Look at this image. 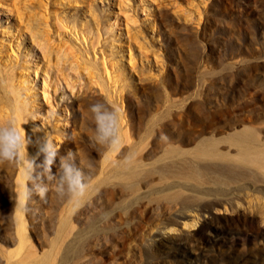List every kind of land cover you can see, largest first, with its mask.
<instances>
[{"label": "rangeland", "instance_id": "374dc122", "mask_svg": "<svg viewBox=\"0 0 264 264\" xmlns=\"http://www.w3.org/2000/svg\"><path fill=\"white\" fill-rule=\"evenodd\" d=\"M97 101L119 112L118 153L92 142ZM10 122L76 153L90 177L78 203L50 191L20 212L38 258L79 233L86 258L68 264H264V168L236 160L247 130L264 154V0H0ZM208 145L215 158L197 159ZM190 163L202 183L178 174ZM24 184L19 165L0 164V264L18 245Z\"/></svg>", "mask_w": 264, "mask_h": 264}, {"label": "clouds", "instance_id": "9594fccd", "mask_svg": "<svg viewBox=\"0 0 264 264\" xmlns=\"http://www.w3.org/2000/svg\"><path fill=\"white\" fill-rule=\"evenodd\" d=\"M88 111L94 124L92 142L103 146L106 154L120 152L118 110L97 101L90 104ZM40 131V128L33 130L34 133ZM161 139L167 140L168 137L162 133ZM29 146L35 149L32 155L27 151ZM4 163L19 165L25 180L13 197L14 212L27 213L28 202L34 196L45 201L50 191H55L58 197H67L69 202L78 203L89 189L90 177L77 163L76 153L69 150L66 155L59 156V149L47 134L33 137L25 130L22 134L14 122L0 126V164ZM54 166L55 173L52 171Z\"/></svg>", "mask_w": 264, "mask_h": 264}, {"label": "bare ground", "instance_id": "6f19581e", "mask_svg": "<svg viewBox=\"0 0 264 264\" xmlns=\"http://www.w3.org/2000/svg\"><path fill=\"white\" fill-rule=\"evenodd\" d=\"M237 142H240L241 144V151H239L240 155H237V162L241 161V158L244 159L245 164H250V166H253L255 163L259 164V167L264 168V154L262 153L261 149L255 146V137L254 134L247 130L244 133L240 134L237 138ZM198 155L196 156L197 159L205 160V159H214L215 155L212 150V145H208L203 147L200 151L196 152ZM255 157V159L253 158ZM240 163V162H239ZM192 166L190 167V170H186L183 172H179V175H182V178L187 179H194V181L198 183H202V178L208 177V172H205L201 165H195L193 163H190ZM238 167H241L240 165H237ZM136 168V167H135ZM135 168H131L130 172L128 173V176L130 177V183L128 187L130 189H133L136 187V179L139 174H141V171L134 170ZM119 174V173H118ZM117 174V175H118ZM214 184L219 185L220 179H215L213 181ZM180 195L181 193L179 192ZM181 198H183L181 196ZM188 198V199H187ZM192 198L191 201H193L195 198H197V195L189 196L186 195L184 199L189 200ZM205 212L203 208L199 206V210H195L194 212L196 215H199L200 212ZM183 216L178 217L177 219H182ZM16 230L19 235V241L16 249L13 252L5 253L4 257L6 258L5 264H55L57 262L58 264H68L69 262H72L74 258L77 259H85V252L83 250V244L82 239L83 236L80 238L78 237L79 233H77L73 240L66 243L63 252L61 253L60 257H56L58 250L55 252H50V255H48L46 258L45 256L38 258L35 252L31 251L33 248L30 245V242L25 234V224L24 220L22 218V214L20 212H16ZM169 223H173L172 220L167 219L165 223L166 226L169 225ZM174 223H178L177 220H174ZM68 226L66 229L62 228L60 232V238L58 240H55V246H58L61 242H63L67 236L71 233L73 227L70 224L68 225V222H65L63 224V227ZM87 245V244H86ZM85 245V246H86ZM60 252V251H59ZM46 253V252H45ZM44 253V254H45ZM59 255V253H58ZM12 258H15V263H12Z\"/></svg>", "mask_w": 264, "mask_h": 264}]
</instances>
